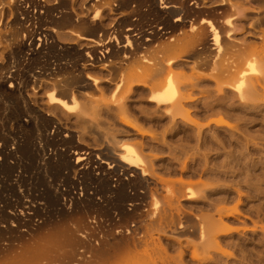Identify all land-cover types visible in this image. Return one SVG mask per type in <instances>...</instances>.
Masks as SVG:
<instances>
[{"label":"bare ground","instance_id":"obj_1","mask_svg":"<svg viewBox=\"0 0 264 264\" xmlns=\"http://www.w3.org/2000/svg\"><path fill=\"white\" fill-rule=\"evenodd\" d=\"M219 1L90 0L76 12L72 0H0V55L17 59L15 70L0 65V264H216L232 259L227 238L257 232L228 226L236 212L188 207L203 196L157 171L144 150L148 133L125 117L145 102L154 117L200 132L187 108L193 85L175 70L184 62L223 97H264V51L234 38L238 11ZM253 1L263 37L254 39L264 41V0ZM104 8L117 16L107 29ZM74 40L91 44L79 49ZM98 67L106 80L88 73ZM44 79L49 112L61 118L26 94ZM102 115L131 135L91 148L85 128L61 123ZM148 193L161 204L144 208Z\"/></svg>","mask_w":264,"mask_h":264},{"label":"rangeland","instance_id":"obj_2","mask_svg":"<svg viewBox=\"0 0 264 264\" xmlns=\"http://www.w3.org/2000/svg\"><path fill=\"white\" fill-rule=\"evenodd\" d=\"M89 1L72 0L73 8L81 12ZM231 1L238 11V15L233 17L236 28L234 38L246 43L254 41L258 50L264 51V41L254 39L263 38L262 26L256 17L257 4L253 0ZM217 2L220 3L219 0ZM45 3L52 7L56 6L57 0H45ZM145 10V7L142 8V13ZM103 17L101 24L106 29L117 18L107 8L103 9ZM69 44L82 49L91 43L74 40ZM49 57L51 61L54 60L56 53L51 51ZM16 62V57L0 55V65L5 71L15 70ZM40 64L37 63V70L42 68ZM175 70L185 85H193L194 101L187 108L192 118L199 125H204L200 132L196 127H187L181 120L173 126L167 117H154L147 110L145 102L132 104L125 117L148 133L144 150L155 155L157 171L165 177H181L191 182L192 191L203 196L188 202V207L194 209L195 213L201 210L204 214H213L216 209H224L236 212L234 219H225L228 226L257 228L254 234L241 233L227 238L225 248L232 253V259L216 263L249 264L243 257L245 253L253 258L258 254L264 256V97H251L245 101L231 94L227 98L223 97L212 79L195 74L196 70L190 62L179 64ZM88 73L101 77L103 81L109 77L105 72L101 73L99 67L89 68ZM49 91V83L44 79L36 91L29 88L26 94L42 113L61 118L59 111L56 114L49 112ZM110 96V91L104 93L105 99ZM80 100L88 106L89 112L93 109L94 104L86 98ZM61 123L73 129L85 128L83 142L91 148H97L98 144L106 140H121L131 135L127 129L113 125L104 115L98 117V123L87 117L76 116L69 121L62 119ZM155 202L160 205V198L148 193L142 206L148 208ZM244 246H247L245 251L242 250ZM253 264H264V260L260 263L254 261Z\"/></svg>","mask_w":264,"mask_h":264}]
</instances>
